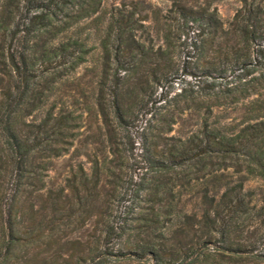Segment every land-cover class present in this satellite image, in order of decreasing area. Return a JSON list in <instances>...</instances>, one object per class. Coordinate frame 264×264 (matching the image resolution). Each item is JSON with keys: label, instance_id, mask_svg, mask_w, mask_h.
<instances>
[{"label": "trees", "instance_id": "16d2710c", "mask_svg": "<svg viewBox=\"0 0 264 264\" xmlns=\"http://www.w3.org/2000/svg\"><path fill=\"white\" fill-rule=\"evenodd\" d=\"M239 1L223 27L212 0H168L164 13L153 12L162 37L155 47L135 37L132 12H110L93 84L102 161L93 159L90 175L51 188L45 176L71 143L74 117L51 108L38 120L28 116L84 60L85 42L67 32L101 0H0V264H264V194L256 206L242 191L246 178L264 176V2ZM182 33L192 59L181 69L210 78L204 93L212 90L215 101L253 94L242 124L203 117L184 137L163 140L176 109L205 101L188 93L161 112L152 96L177 76ZM216 78L225 80L224 94L214 89ZM145 113L158 123L142 157L150 173L131 191L143 202L120 210V135ZM195 186L198 217L175 204Z\"/></svg>", "mask_w": 264, "mask_h": 264}, {"label": "rangeland", "instance_id": "374dc122", "mask_svg": "<svg viewBox=\"0 0 264 264\" xmlns=\"http://www.w3.org/2000/svg\"><path fill=\"white\" fill-rule=\"evenodd\" d=\"M259 1L264 2V0ZM168 5V0H101L97 11L70 26L67 33L82 39L88 48L84 55L85 58L70 72L55 80L46 101L28 116V118L33 116L35 120H38L47 109L51 108L53 113L58 109L71 110L74 117L72 119L71 131L73 135L71 143L68 144L65 152L52 158L51 166H49L45 176L47 186L57 188L59 185H64L67 178L74 179L81 174L90 175L93 159H96L97 164L102 161L103 151L101 148L102 141L105 142V133L100 116L93 111L92 105L94 104L95 88H93V84L94 79H96L95 72L99 66L101 53L100 38L103 35L104 25L109 13L117 8L124 12H132V17L136 19L135 37L143 40L145 44H152L155 47L162 37L154 29L153 12L158 10L160 13H164ZM211 5L215 7L223 27H227L233 13L240 5V1L212 0ZM60 35L62 34L60 33ZM184 40L188 42L189 38H185L183 33L176 39V42L180 43V52L177 58V76L168 83L158 85L152 96L155 95L154 99H159L155 103L161 105L159 108L161 112L166 111V108L171 109L174 99L181 101L188 93H195L205 101L202 104H199V101L197 105L191 104L189 107L183 105L181 111H178V109L174 111L173 119L169 122L170 128L162 133L163 140L168 141L187 135L203 117H207V121H216L226 126L240 123L243 119V104L253 95L250 94L247 98L238 101H229L222 98H217L215 101L213 100L212 90H209V93H204L203 89L209 87V84L205 82L210 81V78H204L203 75L198 74L199 71L196 68H191L192 72L187 73L181 69L184 60L191 61L192 59L185 54L187 50ZM211 81H213V87L217 91L222 89L225 83L224 79L219 80L218 78ZM219 93L224 94L222 91H219ZM197 99L195 98V100ZM207 103H209L208 106H206ZM138 117V119L129 122L125 128L126 130L121 132L123 136L120 135L119 145L122 153L120 200H116L114 203L120 205V210L133 207L135 209L137 204L143 202L137 200L139 197H132L131 191L136 186V182L146 178L150 173V169L146 166L142 157L146 153L145 147L148 141L151 140V133L154 131L153 125L158 122L156 118L150 116V113ZM104 150L105 160H107L110 154L107 153L106 147ZM102 172L106 173V170L103 169ZM234 178L235 175H232L228 182L229 185L235 182ZM196 189L195 186L190 191L187 190L181 193L178 199H175V204L176 207L182 209V213L193 214L198 217L202 202L198 196L199 194L195 193ZM219 189H223V186ZM242 191L245 193V199L250 204L259 205L261 196L264 194V176L246 178L242 183ZM133 214L131 213V215ZM159 217L166 225L174 226V218H170V215H160ZM129 218L128 221L134 222ZM193 219L190 220L193 221ZM87 224L86 222L85 226Z\"/></svg>", "mask_w": 264, "mask_h": 264}]
</instances>
